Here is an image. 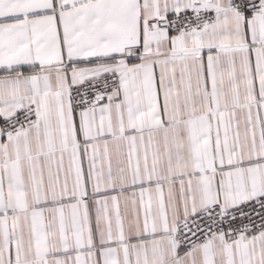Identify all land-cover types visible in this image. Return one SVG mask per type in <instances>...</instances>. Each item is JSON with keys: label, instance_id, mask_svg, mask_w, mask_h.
Masks as SVG:
<instances>
[{"label": "snow or ice", "instance_id": "obj_1", "mask_svg": "<svg viewBox=\"0 0 264 264\" xmlns=\"http://www.w3.org/2000/svg\"><path fill=\"white\" fill-rule=\"evenodd\" d=\"M0 264H264V0H0Z\"/></svg>", "mask_w": 264, "mask_h": 264}]
</instances>
